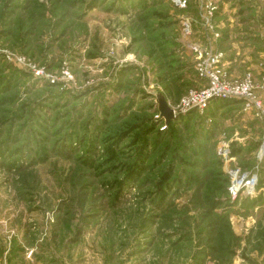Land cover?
<instances>
[{
	"label": "rangeland",
	"instance_id": "1",
	"mask_svg": "<svg viewBox=\"0 0 264 264\" xmlns=\"http://www.w3.org/2000/svg\"><path fill=\"white\" fill-rule=\"evenodd\" d=\"M187 4L0 0V264H264V118L159 110L202 87L196 44L264 109V0Z\"/></svg>",
	"mask_w": 264,
	"mask_h": 264
},
{
	"label": "built area",
	"instance_id": "2",
	"mask_svg": "<svg viewBox=\"0 0 264 264\" xmlns=\"http://www.w3.org/2000/svg\"><path fill=\"white\" fill-rule=\"evenodd\" d=\"M173 2L181 10L188 7L187 0H173ZM204 3V25L212 30V19L217 8L211 1ZM184 34L187 38L190 37L191 31L188 21H184ZM216 37H219V35L216 34ZM193 52L196 56L197 77L202 87L191 91L177 103L175 106L177 114L205 111L210 108L215 100L222 99L242 101L246 110L264 118L263 104L255 93L251 75L243 80L230 79L225 70L226 54L218 49L213 50L211 47V50H207L196 44L193 47ZM262 86L264 87V79ZM260 155H264V143L261 146ZM231 175L232 178H235L234 190L237 189L239 184H244L248 190L253 189L258 181L256 174L243 175L240 178L237 177L236 172Z\"/></svg>",
	"mask_w": 264,
	"mask_h": 264
},
{
	"label": "water",
	"instance_id": "3",
	"mask_svg": "<svg viewBox=\"0 0 264 264\" xmlns=\"http://www.w3.org/2000/svg\"><path fill=\"white\" fill-rule=\"evenodd\" d=\"M159 110L161 115L166 119L167 123L180 117L179 114L175 113L167 104L164 97H159Z\"/></svg>",
	"mask_w": 264,
	"mask_h": 264
},
{
	"label": "crops",
	"instance_id": "4",
	"mask_svg": "<svg viewBox=\"0 0 264 264\" xmlns=\"http://www.w3.org/2000/svg\"><path fill=\"white\" fill-rule=\"evenodd\" d=\"M229 60V59H228ZM261 97L263 98V100H264V94L262 95V93H261ZM212 107V104H211V106H210V108ZM9 254V250L7 249L5 252H4V255H8Z\"/></svg>",
	"mask_w": 264,
	"mask_h": 264
}]
</instances>
